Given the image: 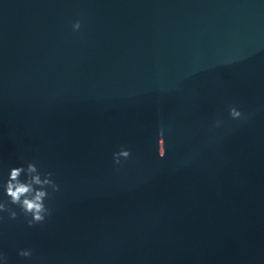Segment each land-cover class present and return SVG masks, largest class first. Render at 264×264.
I'll return each instance as SVG.
<instances>
[{
    "label": "water",
    "instance_id": "95a60500",
    "mask_svg": "<svg viewBox=\"0 0 264 264\" xmlns=\"http://www.w3.org/2000/svg\"><path fill=\"white\" fill-rule=\"evenodd\" d=\"M28 162L0 264H264V0H0V201Z\"/></svg>",
    "mask_w": 264,
    "mask_h": 264
},
{
    "label": "clouds",
    "instance_id": "9594fccd",
    "mask_svg": "<svg viewBox=\"0 0 264 264\" xmlns=\"http://www.w3.org/2000/svg\"><path fill=\"white\" fill-rule=\"evenodd\" d=\"M72 28L74 31H78L81 28L80 20H76ZM229 114L234 120L244 118L243 113L236 107H231ZM220 123L217 121L214 126L218 127ZM164 134V127L161 125L158 130L160 137L158 140L159 157L161 159L166 155ZM130 157V149L121 147L118 152L113 153V162L116 165H122V162ZM22 176L24 179H21ZM51 176L52 173L48 172L42 178L40 171L33 162L11 168L8 179L3 185L4 193L8 199L0 201V213L6 212L9 219L15 220L18 218V213L11 206H16L26 218L28 227L45 223L46 218L52 214L51 209L45 204L46 199H51V194L47 188L50 187L53 192L59 191V185L51 179ZM0 220H3V216H0ZM18 254L21 257L29 258L32 256V251L31 249H22ZM0 259L6 261L7 258L0 253Z\"/></svg>",
    "mask_w": 264,
    "mask_h": 264
}]
</instances>
